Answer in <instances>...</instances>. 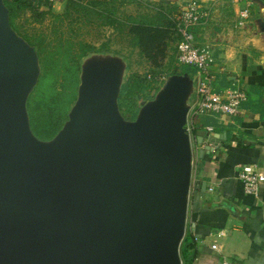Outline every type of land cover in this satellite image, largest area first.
I'll list each match as a JSON object with an SVG mask.
<instances>
[{
	"label": "water",
	"instance_id": "1",
	"mask_svg": "<svg viewBox=\"0 0 264 264\" xmlns=\"http://www.w3.org/2000/svg\"><path fill=\"white\" fill-rule=\"evenodd\" d=\"M123 70L117 56L86 58L67 120L51 139L37 138L26 103L40 75L38 54L11 27L0 0V259L6 264H182L192 180L184 125L194 78L168 76L126 120L118 107ZM204 134L196 131L197 142Z\"/></svg>",
	"mask_w": 264,
	"mask_h": 264
},
{
	"label": "crops",
	"instance_id": "2",
	"mask_svg": "<svg viewBox=\"0 0 264 264\" xmlns=\"http://www.w3.org/2000/svg\"><path fill=\"white\" fill-rule=\"evenodd\" d=\"M189 1L171 0V11L178 12ZM200 1L209 17L195 26L194 37L213 51L214 86L243 88L247 100L238 116L199 121L213 127L215 150L203 152L192 171L184 263L264 264V180L254 195L244 192L237 177L242 165L256 164L264 171V0H253L242 25L238 21L244 0ZM173 13L167 14L170 19ZM191 101L189 97V105Z\"/></svg>",
	"mask_w": 264,
	"mask_h": 264
},
{
	"label": "rangeland",
	"instance_id": "3",
	"mask_svg": "<svg viewBox=\"0 0 264 264\" xmlns=\"http://www.w3.org/2000/svg\"><path fill=\"white\" fill-rule=\"evenodd\" d=\"M152 2L150 0L74 2L67 3L65 8L56 5L49 11H46L47 6H43L42 10L46 11L44 15L25 7L18 8L13 19V27L18 35L27 36L32 41L41 38L49 47L72 44L73 51L76 52L80 43L88 44L92 49L82 59H76L80 71L83 61L91 55L119 57L124 63V70L118 107L124 119L134 120L141 103L153 99L163 82L174 74V71L182 73L185 68L180 64L179 67H175L177 36L172 20L167 15L173 13L172 2L171 0H161L154 4ZM159 8L166 12L163 13ZM177 13L175 11L173 15ZM109 20L116 23L109 24ZM133 26H147L169 32L154 43L153 48H145L140 36L131 30ZM39 66L41 72L40 63ZM36 86L37 83L29 93L26 103L29 124L37 138L49 140L63 126L68 118V112L62 114L59 106L56 103L53 105L52 98H46L42 94L36 96ZM56 86L55 91H60L61 85L58 83ZM192 97L193 91L190 95V98ZM0 264L6 263L0 259Z\"/></svg>",
	"mask_w": 264,
	"mask_h": 264
},
{
	"label": "built area",
	"instance_id": "4",
	"mask_svg": "<svg viewBox=\"0 0 264 264\" xmlns=\"http://www.w3.org/2000/svg\"><path fill=\"white\" fill-rule=\"evenodd\" d=\"M14 1V0H8ZM42 10L43 6L53 8L61 5L65 8L68 2H108L110 0H26ZM253 0H244V5L239 11L240 25L244 24L249 15V7ZM60 7V8H61ZM209 17V9L203 7L202 1L191 0L177 14L171 16L173 29L177 36L175 47V59L180 65H188L195 68L194 90L192 101L187 112L185 128L188 133L192 151V171L199 160V151L205 147H211L214 152L215 147L211 144V125H201L199 121L203 117L213 115H225L235 117L240 114L242 104L247 100V93L243 88L230 87L216 89L214 86V75L211 66L214 64V54L209 45H200L194 37V28ZM204 130L205 134L201 142H197L196 131ZM207 152V151H206ZM238 179L243 185V190L247 194H256L258 185L264 180V171L256 164L242 165L237 173ZM211 189V188H209ZM213 249H217V244H212ZM226 264H233L227 263Z\"/></svg>",
	"mask_w": 264,
	"mask_h": 264
},
{
	"label": "trees",
	"instance_id": "5",
	"mask_svg": "<svg viewBox=\"0 0 264 264\" xmlns=\"http://www.w3.org/2000/svg\"><path fill=\"white\" fill-rule=\"evenodd\" d=\"M3 1L5 6L8 8L9 22L13 29V19L17 13L18 8L25 7L38 12L40 15H44L46 11H49L51 9L48 7V10L46 11L37 10L34 5H32L30 2H27L26 0ZM108 23L113 25L116 22L109 20ZM131 30L133 31V33L135 32V34L140 36V41L145 46V48H153V44L157 41H160V39L165 37V35L169 32L163 29H154L147 26H133ZM23 38L30 45L34 46L38 54L39 63L41 65V72L35 89L36 96L42 94L46 98H52L53 105H55L56 103L59 106V111L62 114H66L76 99V88L79 83L80 67L76 62V59H82L87 54V52L92 49V47L88 44L80 43L78 50L74 52L72 44H58L55 47H49L41 38H35L34 41H32L31 38L27 36ZM179 66L180 65H178V63L175 64V67ZM183 66L185 67L183 69V72H187L190 75L195 74V68L188 65ZM174 73L176 72L174 71ZM58 83L61 85V90L55 91L57 87L56 85ZM184 241L185 238L180 245V256L182 258V264H185L183 257Z\"/></svg>",
	"mask_w": 264,
	"mask_h": 264
}]
</instances>
